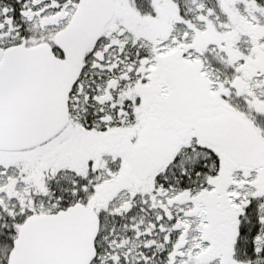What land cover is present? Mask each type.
<instances>
[{
    "label": "snow or ice",
    "instance_id": "1",
    "mask_svg": "<svg viewBox=\"0 0 264 264\" xmlns=\"http://www.w3.org/2000/svg\"><path fill=\"white\" fill-rule=\"evenodd\" d=\"M0 264H264V0H0Z\"/></svg>",
    "mask_w": 264,
    "mask_h": 264
}]
</instances>
